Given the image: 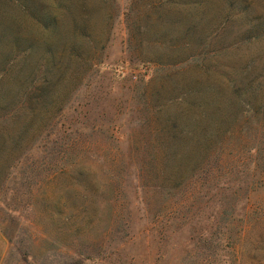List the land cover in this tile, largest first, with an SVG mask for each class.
Returning <instances> with one entry per match:
<instances>
[{"label":"rangeland","instance_id":"rangeland-1","mask_svg":"<svg viewBox=\"0 0 264 264\" xmlns=\"http://www.w3.org/2000/svg\"><path fill=\"white\" fill-rule=\"evenodd\" d=\"M39 1L70 84L0 181V264H264V0Z\"/></svg>","mask_w":264,"mask_h":264},{"label":"trees","instance_id":"trees-1","mask_svg":"<svg viewBox=\"0 0 264 264\" xmlns=\"http://www.w3.org/2000/svg\"><path fill=\"white\" fill-rule=\"evenodd\" d=\"M5 2L11 5V9ZM47 14L39 0H2L0 181L3 182L10 178V171L16 165L23 163L21 156H12L14 151H24L23 138L26 135L32 138L35 123L50 117L57 103H60L62 91L70 84V79L64 78L56 93L53 91V87L57 86L56 56L60 55L57 48L58 45H64V39L62 25ZM22 18L35 22V31L40 29L41 35L22 34L19 31ZM62 75L65 76L60 73V77ZM261 106L264 109V100ZM15 135L14 139L8 140ZM260 176L264 186V171H261Z\"/></svg>","mask_w":264,"mask_h":264}]
</instances>
